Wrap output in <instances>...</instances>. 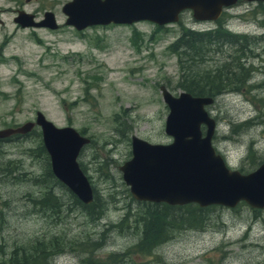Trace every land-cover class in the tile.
Masks as SVG:
<instances>
[{
  "label": "rangeland",
  "instance_id": "obj_1",
  "mask_svg": "<svg viewBox=\"0 0 264 264\" xmlns=\"http://www.w3.org/2000/svg\"><path fill=\"white\" fill-rule=\"evenodd\" d=\"M65 1L0 0V128L34 120L38 109L56 125L74 126L91 138L78 154L80 166L99 194L117 201L91 218L65 184H53L54 195H62L55 202L59 206L41 205L44 159L35 154L33 130L39 127L0 137V264L17 248L33 251L42 238L51 251L57 250L49 264H82L87 254L99 264L115 259L117 264L263 261L264 207L255 209L244 201L233 207L213 204L201 228L169 230L167 240L145 252L134 247L139 233L133 216L127 218L129 230L110 228L123 218L126 204L133 211L139 206L118 167L131 155V135L171 140L164 131L168 107L160 85L173 94L182 88L178 56L168 45L183 23L205 29L219 22H202L186 12L182 24L138 20L78 30L65 23ZM19 8L36 13V19H44L51 9L57 26L22 27L14 20ZM221 20L228 30L242 34L247 46L242 61L251 77L239 91L226 90L206 106L216 120L212 142L231 167L251 170L264 159V86H259L264 85V16L255 1L240 0L226 8ZM222 50L211 57L222 61L235 49L225 43ZM246 120L250 125H243ZM233 125L241 128L238 133L232 132ZM92 240L101 243L92 246Z\"/></svg>",
  "mask_w": 264,
  "mask_h": 264
},
{
  "label": "water",
  "instance_id": "obj_2",
  "mask_svg": "<svg viewBox=\"0 0 264 264\" xmlns=\"http://www.w3.org/2000/svg\"><path fill=\"white\" fill-rule=\"evenodd\" d=\"M237 0H67L62 5L65 23L81 30L94 24L132 23L150 20L162 25L175 22L184 8L198 20L215 19L225 6ZM14 20L21 26H57L52 11L35 20L19 11ZM168 107L164 131L169 142H152L136 134L130 137L131 155L118 167L132 196L137 200L200 206L228 207L244 201L264 207V160L243 172L231 167L212 142L216 120L207 110L215 97L187 90L173 94L160 85ZM34 126L41 132L53 174L82 202L93 200V186L78 162V154L91 138L72 125H56L41 110L34 120L0 128V137L26 133ZM259 264H264V260Z\"/></svg>",
  "mask_w": 264,
  "mask_h": 264
},
{
  "label": "trees",
  "instance_id": "obj_3",
  "mask_svg": "<svg viewBox=\"0 0 264 264\" xmlns=\"http://www.w3.org/2000/svg\"><path fill=\"white\" fill-rule=\"evenodd\" d=\"M160 27L157 25V28ZM242 37V34L228 30L222 23V20L215 27L209 29H194L182 26L179 35L168 45V49L171 52H176L178 56L180 87L193 94L211 95L213 97L219 96L230 89L239 91L240 87L251 77L249 69L245 68L242 63L246 51L244 44L239 43L240 39L243 40ZM258 40L260 41V39ZM225 43L234 45L235 50L232 52L233 54H228L222 61H220V58L213 59L211 54L216 51H223L222 46ZM229 56L230 59L227 60ZM209 60L212 61L209 62ZM259 86L263 87L264 85ZM250 123V120H246L243 122V125L248 126ZM239 129L241 128L235 125L231 128L233 133H238ZM33 130L36 131L38 139L34 147L35 154H40L38 156L44 159L42 180L46 185V190L38 201L41 205L43 204L44 206L55 209L59 206L55 203H59L57 197L60 198L62 195L56 197L53 193L54 189L52 185L54 184V187L56 184L64 185L52 172L48 153L40 137V130H36L35 127ZM16 134L19 136L23 135L20 133ZM262 160L264 159H259L257 161L258 163H256L259 164ZM249 169L242 168L239 170L247 172ZM68 191L74 201L80 204L91 215V218L102 216L106 208L111 205V201H117L116 196L113 197L110 195L109 197L104 194H99L93 188V200L90 203H84L73 192ZM135 201L139 204L136 211L131 210L130 203L126 204L127 210L123 218L119 222H113L110 228L115 227V229L124 232L129 230L130 223L127 221V218L133 216L136 232L139 233L134 242L136 243L134 247L141 252L149 251L157 244L167 240L170 237L169 230L201 228L205 223V212L212 206L201 207L197 203L191 206V203L168 204L166 202H151L146 200ZM124 224H126V227H124ZM104 239L105 237L101 241ZM92 241L95 242L92 246L95 244L98 246L101 243V241ZM36 243L39 246H36L33 251H26L24 247L21 251H19V248H15L16 250L12 251V255L7 261L1 263L49 264V256L57 250L51 251L49 249V241L44 238L36 240ZM82 264L99 263H96L92 259V255L87 254L82 258ZM108 264H117V260L115 259Z\"/></svg>",
  "mask_w": 264,
  "mask_h": 264
},
{
  "label": "flooded vegetation",
  "instance_id": "obj_4",
  "mask_svg": "<svg viewBox=\"0 0 264 264\" xmlns=\"http://www.w3.org/2000/svg\"><path fill=\"white\" fill-rule=\"evenodd\" d=\"M251 1H255V7L257 8V9H259L261 12H262V14H263V16H264V0H251ZM236 2H240V0H237ZM235 2V3H236ZM234 4V3H233ZM233 4H231V5H228V6H225L223 9H222V11H221V13H220V15L218 16V17H216L215 19H205V20H199V21H202V22H210V21H214V22H219L221 19H222V16H223V13H224V11L226 10V8L227 7H230V6H232ZM26 11L25 9H23V8H19L18 10H17V14H18V12L19 11ZM46 10V9H45ZM49 11H52L53 13H54V11L53 10H51V9H48ZM26 12H30V11H26ZM191 13V15L193 16V14H192V10L190 9V8H184V9H182L181 11H180V13H179V19L177 20V21H175V22H178L179 24H182L183 23V19H182V15H184L185 13ZM30 13H32L33 15H34V18H35V20H41V19H43V18H39V19H36V13H34V12H30ZM43 14V13H42ZM238 14H239V17H241L242 16V14H243V12H238ZM194 18V17H193ZM195 19V18H194ZM196 20H198V19H196ZM0 23H1V18H0ZM263 25H264V22L262 23ZM20 25V24H19ZM183 25L184 26H186V27H188L186 24H184L183 23ZM21 26V25H20ZM22 27H24V26H22ZM44 27V26H43ZM215 27V26H214ZM209 28H213V27H211V26H207L205 29H209ZM240 34V33H239ZM243 38V37H242ZM239 43H243V44H245V42L242 40V39H240V41H239ZM245 46V45H244ZM247 46H245V48H246ZM247 61V60H246ZM242 63H245V61H242ZM243 66H244V64H243ZM213 205V204H212ZM200 206V205H199ZM255 209H261V208H255ZM262 262V261H261ZM259 264V263H258Z\"/></svg>",
  "mask_w": 264,
  "mask_h": 264
},
{
  "label": "bare ground",
  "instance_id": "obj_5",
  "mask_svg": "<svg viewBox=\"0 0 264 264\" xmlns=\"http://www.w3.org/2000/svg\"><path fill=\"white\" fill-rule=\"evenodd\" d=\"M240 202V201H239ZM212 205V204H211ZM209 206V205H208ZM202 207V206H201ZM204 207V206H203ZM254 208V207H253Z\"/></svg>",
  "mask_w": 264,
  "mask_h": 264
}]
</instances>
